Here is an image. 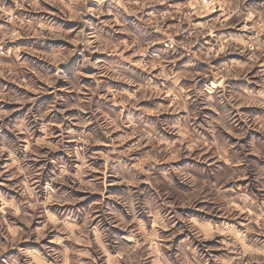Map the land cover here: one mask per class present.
Here are the masks:
<instances>
[{
	"label": "clouds",
	"instance_id": "9594fccd",
	"mask_svg": "<svg viewBox=\"0 0 264 264\" xmlns=\"http://www.w3.org/2000/svg\"><path fill=\"white\" fill-rule=\"evenodd\" d=\"M0 264H264V0H0Z\"/></svg>",
	"mask_w": 264,
	"mask_h": 264
}]
</instances>
